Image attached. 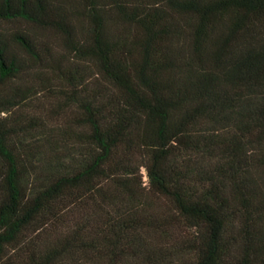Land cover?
<instances>
[{
	"label": "trees",
	"instance_id": "trees-1",
	"mask_svg": "<svg viewBox=\"0 0 264 264\" xmlns=\"http://www.w3.org/2000/svg\"><path fill=\"white\" fill-rule=\"evenodd\" d=\"M0 264H264V0H0Z\"/></svg>",
	"mask_w": 264,
	"mask_h": 264
}]
</instances>
